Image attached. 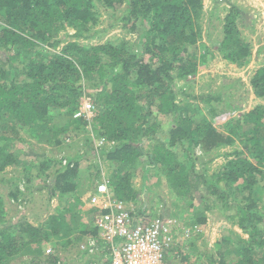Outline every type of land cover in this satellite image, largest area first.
<instances>
[{"label": "trees", "instance_id": "1", "mask_svg": "<svg viewBox=\"0 0 264 264\" xmlns=\"http://www.w3.org/2000/svg\"><path fill=\"white\" fill-rule=\"evenodd\" d=\"M203 5L204 0H0V190L6 188L9 202L17 204L25 194L20 185L31 190L35 177L48 187V199L60 200L57 212L37 224L25 215L12 222L0 192V264H72L58 250L44 253V244L66 249L89 243L88 238L95 242L91 254L100 256L97 264L110 262V250L94 225L108 210L91 207L88 201L99 180V162L98 180L87 193L79 189L78 158L83 153L29 161L25 149L16 146L24 140L21 130L54 146L77 136L75 129L88 123L74 117L85 95L92 102L90 123L101 142L93 146L85 135L83 143L114 165L107 181L111 199L135 201L138 191L132 178L139 174L145 180L150 170H158L168 189L191 210L188 237L178 245H192L206 233L210 211L217 210L223 214L218 232L227 234L215 240V264H264V204L259 205L264 201V105L230 116L218 128L212 120L227 110L213 104L222 101L220 91L195 96L179 84L213 55L206 47L201 54L194 49L202 34ZM101 11L112 18L109 28L119 26L124 36L136 34L135 40L114 36L102 42L80 41L100 39L108 29H93ZM243 13L233 3L221 21L218 50L236 66L250 55V43L236 22ZM249 82L254 95L264 97V65L253 69ZM189 98L197 101L189 103ZM199 101L205 102L210 119L200 114ZM57 117L61 124L54 121ZM165 117L172 123L166 138L160 135ZM236 141L242 148L232 150L233 157L208 175L206 166L217 153L204 156ZM196 146L203 157L194 153ZM10 165L19 170L6 176L2 172ZM146 212L136 207L131 214L147 221ZM88 252L79 249L77 255ZM185 253L178 255L189 262L193 252ZM232 253L235 258L227 259Z\"/></svg>", "mask_w": 264, "mask_h": 264}, {"label": "rangeland", "instance_id": "2", "mask_svg": "<svg viewBox=\"0 0 264 264\" xmlns=\"http://www.w3.org/2000/svg\"><path fill=\"white\" fill-rule=\"evenodd\" d=\"M237 4L243 10V18H237L236 22L239 30L243 34L246 41L250 43V55L247 61L240 66L232 65L226 62L219 50L218 46L222 38V18L226 13V10L229 5ZM112 22V18L109 13H100V21L97 26L93 29L102 30L108 28L106 31L101 32V38L94 37L91 40H80L85 41L84 43H95L102 42L108 38H114V36H123L128 40L134 41L136 34H127L123 35L121 28L119 26L109 28V24ZM202 34L198 38V41L193 46L194 49L203 53L208 48L212 52V57L208 58L204 64L200 65L196 73L188 75L187 77L179 80V84L183 85L188 91L192 92L195 96L221 93V102L214 101V105L218 109H223V111L232 110L231 113H228L227 110L219 114L213 121V125L221 128V124L227 120L230 116H238L241 113L250 110L257 104L264 105V97H257L254 95L252 88L250 86V76L254 68L264 65V1L263 0H204L202 18H201ZM63 36V33H60ZM233 83V85H231ZM89 89V88H88ZM86 88V90H88ZM183 97L178 94V99L181 100ZM197 99L189 98L188 102H196ZM232 104L234 108H230L229 104ZM199 112L200 114L208 115L207 106L205 102L199 101ZM198 112V113H199ZM198 118V115H196ZM170 117H165L162 120L160 135L164 138L167 137V131L172 125ZM60 118H54V121L58 124L60 123ZM91 122V121H90ZM88 121L87 125L75 129V134L77 136H68L63 139V142L58 145L47 144L44 140H38L34 134H29L28 132L21 130L20 135L24 139L21 142L17 143V147L24 148L29 161L34 160L37 156H52V157H62L66 154L75 155L78 151L79 154H82L79 157V170L82 175V181L80 183L79 189L88 193L91 188H94L96 184V167L95 164L97 161L99 169V180L106 179L110 180L114 172V165L102 158L96 157L94 149H91L89 146L84 145L83 137L89 135L91 137L93 146L99 145L101 139L95 135V132L92 127V123ZM33 131V129H31ZM36 131H42V129H36ZM36 131L34 132L35 134ZM26 140V141H25ZM31 144V145H30ZM240 142L236 141L233 145L222 146L212 151V153H207L206 155L201 152L198 146L194 147V153L198 156H204L207 158L210 154L217 153L212 161L208 162L206 166L207 174L217 173L220 168L226 161L232 158V150L241 149ZM223 152H227V155H224ZM144 157V156H142ZM59 164H55V167H58ZM264 168V167H263ZM19 167L14 165L7 166L2 172L4 175H10L11 173L18 172ZM50 170H54L52 167ZM32 172L35 173V169H32ZM156 172V173H155ZM158 170H150L147 178L145 180L141 175L134 176L132 178V184L134 188L138 191L137 199L130 200L126 204L131 208L132 212L135 211L136 207H140L146 212L149 219L155 218L156 215H159L160 218L171 219L177 225L176 231L187 229L190 209L188 208L187 202L183 199H180L177 195L171 192L168 189L167 181L158 173ZM153 173H155L154 176ZM53 175L48 178V182L53 181ZM96 178V179H95ZM264 179V178H263ZM47 182V181H46ZM263 180L261 179L260 183ZM43 182L38 179L32 178L30 183L31 190L26 191L23 187V184L20 185V189L23 191L18 203L9 202L7 196V189L1 187L0 192L4 194V199L6 205L8 206V218L11 217V221L15 222L20 215H25L27 220L33 224H37L47 218L49 214L56 213L59 209L60 200L58 197H52L48 199V187L42 186ZM256 189V188H255ZM86 193V194H87ZM85 194V193H84ZM206 193H204L205 195ZM261 196L263 193H261ZM195 199L199 200V195H195ZM264 200V199H262ZM89 201V198H88ZM21 202V203H19ZM153 202H157L155 205ZM86 203V202H85ZM62 205H65V202H61ZM264 204L259 202V205ZM86 205H88L86 203ZM92 207V204H90ZM151 205H154L153 208ZM211 219L210 226L205 228L206 233H202L196 237L192 245H182L180 251L182 254H188L193 252L192 258L189 262H184L181 260L178 251L176 250L166 253L165 259L166 264H192L193 262H198L199 264H215L219 258L215 249V240L218 241L227 234V231L221 233L218 232V226L221 224L223 214L217 210L210 211ZM67 218V214L63 213ZM148 219V220H149ZM188 226V227H186ZM198 230L202 231L198 225H196ZM209 230V231H208ZM196 231V230H194ZM197 233V231H196ZM180 240V238H179ZM178 240V241H179ZM188 248V249H187ZM44 253L49 250H58L60 256L64 259L65 262L72 264H97L99 261L98 254H83V257L77 255L80 246L75 244L74 246H69L66 249L53 248L50 244H44L43 246ZM236 247H234V250ZM81 250V249H80ZM238 253V252H236ZM235 253V254H236ZM234 253L230 254L232 256H227V259H232ZM191 256V255H190ZM104 257V256H103ZM212 257V258H211ZM25 258V256L23 257ZM233 258V259H234ZM101 261V260H100ZM15 262V259L13 260ZM214 262V263H213ZM105 262L104 264H108Z\"/></svg>", "mask_w": 264, "mask_h": 264}, {"label": "built area", "instance_id": "3", "mask_svg": "<svg viewBox=\"0 0 264 264\" xmlns=\"http://www.w3.org/2000/svg\"><path fill=\"white\" fill-rule=\"evenodd\" d=\"M93 105L88 96H82L74 117H84L91 121ZM101 142V141H100ZM108 180L97 182L95 191L89 198L92 206L108 210L95 218L98 237L110 250L109 264H166L165 251L173 244L174 221L156 216L148 221L131 215V208L123 201L110 198ZM189 229L184 230L188 235ZM79 246L83 251L92 252L93 238H88ZM87 243V244H86ZM49 250V249H48Z\"/></svg>", "mask_w": 264, "mask_h": 264}, {"label": "clouds", "instance_id": "4", "mask_svg": "<svg viewBox=\"0 0 264 264\" xmlns=\"http://www.w3.org/2000/svg\"><path fill=\"white\" fill-rule=\"evenodd\" d=\"M131 212H132V210H131ZM132 215V214H131ZM133 216V215H132ZM133 217H135V216H133ZM149 220H151V219H149ZM148 221V220H147ZM175 223V222H174ZM176 227H177V225L175 224L174 225V229H173V237H174V242H173V244L168 248V250H166L164 253H165V256H166V253H168V252H171V251H174V250H176V252L178 251V253L179 254H181V251H180V248H181V246L183 245V244H180V245H178L179 243H181L183 240H184V236L185 237H188V235H184V230L185 229H182V230H179V231H176ZM188 229H190V227H188ZM181 231H183V232H181ZM179 238H180V240H179ZM179 240V241H178ZM176 246V247H175ZM91 254V252H88V254L87 255H90ZM91 264V263H90ZM93 264V263H92Z\"/></svg>", "mask_w": 264, "mask_h": 264}]
</instances>
